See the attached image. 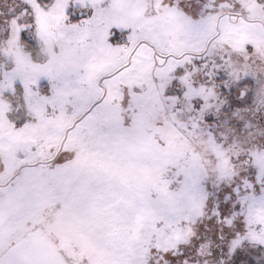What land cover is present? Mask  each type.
<instances>
[{
  "label": "snow or ice",
  "instance_id": "6c2138e0",
  "mask_svg": "<svg viewBox=\"0 0 264 264\" xmlns=\"http://www.w3.org/2000/svg\"><path fill=\"white\" fill-rule=\"evenodd\" d=\"M0 264H264V0H0Z\"/></svg>",
  "mask_w": 264,
  "mask_h": 264
}]
</instances>
